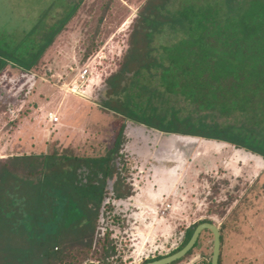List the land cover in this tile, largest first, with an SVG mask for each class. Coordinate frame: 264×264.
Wrapping results in <instances>:
<instances>
[{"label":"trees","instance_id":"1","mask_svg":"<svg viewBox=\"0 0 264 264\" xmlns=\"http://www.w3.org/2000/svg\"><path fill=\"white\" fill-rule=\"evenodd\" d=\"M84 1L51 0L22 40H0V72L9 64L31 71ZM57 8L61 17L47 27ZM98 104L122 122L104 156L51 151L0 166V264H112L114 245L103 244L99 258L90 254L101 244L106 200L134 195L123 154L126 121L163 137L227 144L264 161V0H148ZM202 223L214 224H194L172 254Z\"/></svg>","mask_w":264,"mask_h":264},{"label":"rangeland","instance_id":"2","mask_svg":"<svg viewBox=\"0 0 264 264\" xmlns=\"http://www.w3.org/2000/svg\"><path fill=\"white\" fill-rule=\"evenodd\" d=\"M147 1L85 0L31 71L9 64L0 72V166L15 156L51 151L98 158L112 148L122 122L98 103L124 63ZM50 3L0 0V40H22L31 18ZM63 11L55 9L47 27ZM125 124L123 154L134 195L106 200L109 207L98 221L101 244L90 257L99 258L103 244L114 245L112 264H145L169 256L190 227L211 220L223 228L222 264L241 247V256H252L248 264H264V161L227 144L163 137ZM115 179L108 180V190ZM212 250L213 235L204 231L197 248L178 264H209Z\"/></svg>","mask_w":264,"mask_h":264},{"label":"water","instance_id":"3","mask_svg":"<svg viewBox=\"0 0 264 264\" xmlns=\"http://www.w3.org/2000/svg\"><path fill=\"white\" fill-rule=\"evenodd\" d=\"M204 231H209L213 235V250H212L211 264H219V257L221 250V234L218 226L211 223H202L198 225L194 230L189 242L178 252L163 257L159 260H155L145 264H172L181 260L194 248L201 233H203ZM89 264H94V263H89Z\"/></svg>","mask_w":264,"mask_h":264},{"label":"crops","instance_id":"4","mask_svg":"<svg viewBox=\"0 0 264 264\" xmlns=\"http://www.w3.org/2000/svg\"><path fill=\"white\" fill-rule=\"evenodd\" d=\"M219 228V227H218ZM201 235H202V233H201ZM201 235H200V237H199V239H198V241L200 240V238H201ZM242 240H243V242H251V241H249V239H244V237L242 238ZM199 243V242H198ZM242 245V244H241ZM240 245V246H241ZM249 245V244H248ZM239 246V247H240ZM249 247V246H248ZM247 248V247H246ZM244 247H241L240 249H238L236 252H230V254L232 255V254H234L233 256H232V258H231V255L229 256H227L226 258H225V261H224V263L223 264H248L247 262H246V258H251L252 256H250V257H246V256H241L240 255V252L241 251H244ZM222 251V250H221ZM254 256V255H253ZM254 258V257H253ZM257 258H261V256L259 255V256H257ZM255 259V258H254ZM258 259V260H259ZM179 262H175V263H172V264H178ZM221 264H222V260H221Z\"/></svg>","mask_w":264,"mask_h":264},{"label":"built area","instance_id":"5","mask_svg":"<svg viewBox=\"0 0 264 264\" xmlns=\"http://www.w3.org/2000/svg\"><path fill=\"white\" fill-rule=\"evenodd\" d=\"M82 75H85L87 73V70L82 71Z\"/></svg>","mask_w":264,"mask_h":264}]
</instances>
